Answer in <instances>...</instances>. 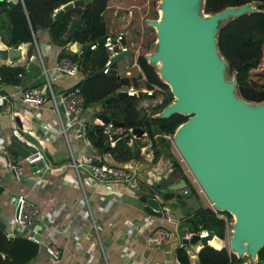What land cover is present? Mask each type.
Here are the masks:
<instances>
[{
    "label": "water",
    "instance_id": "1",
    "mask_svg": "<svg viewBox=\"0 0 264 264\" xmlns=\"http://www.w3.org/2000/svg\"><path fill=\"white\" fill-rule=\"evenodd\" d=\"M204 2L159 0L158 13L161 10L162 15L146 20L155 29L156 43L155 49L144 57L173 97L153 118L165 119L174 114L187 116L173 132L175 149L210 205L219 212L233 215L231 227H227L230 253L237 258L246 257L250 264H255L264 247V101L255 103L239 97L236 74H228L227 61L217 46V36L229 21L245 14L264 13V10L255 6L257 1H251L205 13ZM84 5L85 0L68 2L57 10L55 17L72 7ZM40 32L38 30L37 34ZM103 40L101 37L96 42L101 44ZM91 44L85 48V56L90 54ZM127 54H119L111 64ZM19 55V49L0 48V59ZM76 63L79 67L80 61ZM100 75H103L102 70L94 73V76ZM115 97L129 104L132 99L146 97V92L139 91L129 97L125 91H118ZM96 116L103 122L124 124L101 111ZM132 131L141 147L143 130L135 127ZM22 134L45 154L30 132ZM109 148L105 147L104 151ZM43 165L44 161L40 160L31 167L35 170ZM147 169L152 173L135 188L145 214L162 218L179 209L182 215H190L205 207L201 199L192 205L187 203V196L180 192L187 186V180L181 177L176 182L179 172L174 174L175 169L168 175L156 177L158 167L144 164L138 172ZM2 190L0 186V194ZM17 213L16 206L15 215ZM4 227L0 221V228ZM212 236V232L202 237L193 233L182 238V246L199 242L204 246ZM35 238L40 240L41 235L37 232Z\"/></svg>",
    "mask_w": 264,
    "mask_h": 264
},
{
    "label": "crops",
    "instance_id": "2",
    "mask_svg": "<svg viewBox=\"0 0 264 264\" xmlns=\"http://www.w3.org/2000/svg\"><path fill=\"white\" fill-rule=\"evenodd\" d=\"M147 4L148 0H117L110 4L108 2L103 12L108 33L125 35L131 51L129 53H134L133 66H135L136 73L139 68L135 59L140 54V46L128 38L125 27L131 21L132 24L138 23L141 26V20L143 21L144 17L149 18L146 16L147 11L145 13L143 11ZM144 24L148 25L146 22ZM37 36L45 67L50 73L54 63L58 60L60 49L51 43L46 31H41ZM68 45L78 55L83 51L78 44ZM5 47L7 46L0 42V48ZM28 50L29 44L21 45L20 55L15 58L14 64L22 66ZM141 51V53L144 52ZM3 63L6 64L5 59H0V64ZM112 70L122 76L116 63ZM81 74L80 72L77 76L54 77L52 79L54 92L58 95L72 88ZM130 74L131 71H125V75ZM19 78L21 81L18 84H7L3 81L0 86V94L7 96L4 101L5 109H0V138L2 144L4 143L11 155L15 157V161L20 164L22 171L21 177L16 178L0 159V186L3 188L0 194V221L4 223L5 227L1 229L4 230L7 238L24 237L25 231L20 232L13 220L17 206L16 199L24 196L28 202L38 207L39 215L35 221L36 227L39 226L38 233L41 235L38 242L40 250L28 264H180L177 250L182 248V238L187 237L190 232L186 227L181 226L180 219L184 215L179 212L176 218L169 215L168 218L166 216L159 218L145 214L138 203L139 193L135 189L140 181L148 179L147 174L152 173L149 169L142 173L138 172L141 165L150 164L152 167H158L156 177L161 174L165 176L175 169L171 159L162 153L153 162L150 141H142L140 138L141 147L138 159L118 162L112 158L108 150L100 153L91 146L88 151H83L80 137L76 130L71 129L70 148L76 161L82 164L80 168L81 186L75 170L67 165L70 161V152L64 139L56 136L50 141L46 140L50 133L48 127L54 125L56 121L52 101L46 97L37 109L29 107L22 101L21 92L24 88H43L44 86L45 78L38 62L32 61L25 69L24 75L22 73ZM40 82H43V85L37 86ZM85 110H87V116L83 115ZM140 110L147 114L150 111L149 108ZM13 112L22 116L28 132L40 144L42 143L45 158L49 161L46 162L51 165L50 169L34 172L33 168L23 161V158L34 152L36 148L31 143L18 141L11 136ZM89 112V108L83 106L78 113L79 119L90 124L96 115L92 117ZM171 150L173 156L180 162L184 174L189 175L179 154L173 151L172 147ZM109 160L115 162L111 165L119 167L137 164L136 172L128 181L109 182L98 181L87 169V164L90 162L110 164ZM180 178L179 174L176 182ZM83 190L88 198L91 215L83 198ZM188 196L191 195L188 194ZM95 227L98 230L97 233ZM158 230L168 232L170 235L163 238L160 243L152 242L150 238ZM51 241L59 254L57 260L53 259L46 250L47 244ZM214 241L218 243L217 240L214 239ZM187 247L190 256L195 250L198 251L201 245ZM219 248H221L220 245Z\"/></svg>",
    "mask_w": 264,
    "mask_h": 264
},
{
    "label": "trees",
    "instance_id": "3",
    "mask_svg": "<svg viewBox=\"0 0 264 264\" xmlns=\"http://www.w3.org/2000/svg\"><path fill=\"white\" fill-rule=\"evenodd\" d=\"M71 1L74 0H0V42L13 48L29 44V55L33 52L34 40L38 44V30L46 31L51 43L60 49L58 60L69 57L80 61L82 74L72 88L76 86L81 89L85 100L84 108L92 103H101V113L123 121L126 127L141 128L151 143L153 162L162 153L168 156L175 168L174 174L179 172L181 177L187 180V186L193 192L191 195H195L198 201L200 198L184 174L180 162L173 156L170 143L162 139L163 134L173 133L181 123L187 120V116L174 114L165 119L152 116L172 101L173 97L168 86L160 80L154 67L147 63L144 53L138 54L135 59L139 71L134 76L122 77L113 70L108 74L94 76V73L99 71L105 63L107 57L105 49L99 44L88 56L84 55V50L88 45L108 34L103 12L109 0H85L84 7H72L56 18L55 10ZM251 1H257V7L264 10V0H205L203 9L205 13H215L227 6H238ZM151 4L155 7V2ZM148 17L156 18L157 12L151 10ZM150 42H147V46ZM71 43L82 47V53L71 54L68 45ZM217 46L227 61L228 74L230 76L233 73L236 74V90L239 97L250 102H263L264 69L259 67L264 59V13L245 14L223 25L217 36ZM14 63L0 64V75L7 84L20 83L21 78L18 74L24 75L23 64L21 66ZM42 85L43 82H40L37 86ZM124 86H133L137 89L158 87L165 91V99L161 105L147 114L138 108V102L141 99H132L127 104L115 97ZM87 136L93 148L103 153L107 146H104L101 141V128L92 123L88 124ZM107 152L115 161L129 162L132 159H138L140 146L136 142L130 148L126 145L125 139H122ZM220 213L226 217V220L231 218L227 212ZM226 220L220 218L209 207L199 208L190 215H184L180 220L181 226L186 227L190 232L208 230L213 233L212 240L208 244L204 246L198 243L193 244L201 245L197 251L198 264H243L245 258H237L229 253L222 243L227 234ZM187 246L189 245L177 250V257L181 264L190 263ZM39 250V243L24 237L7 238L4 230L0 228V264H28L37 256ZM257 264H264V247L259 251Z\"/></svg>",
    "mask_w": 264,
    "mask_h": 264
},
{
    "label": "built area",
    "instance_id": "4",
    "mask_svg": "<svg viewBox=\"0 0 264 264\" xmlns=\"http://www.w3.org/2000/svg\"><path fill=\"white\" fill-rule=\"evenodd\" d=\"M22 1V0H20ZM58 9L55 10V13ZM76 18V17H75ZM99 43L94 42L90 46V50H94ZM104 47L106 52V60L103 67L100 69L102 70L103 74H108L112 69L113 65L111 61L113 58L118 56L121 53H125L130 51L129 45L126 42L125 35L123 33H116L104 36V40L100 44ZM9 48V47H6ZM21 46L16 47V49L20 50ZM50 48V46L48 47ZM82 52H80L81 54ZM32 61L38 62L44 78L45 83L43 88L37 87H27L24 88L21 92L22 101L26 103L29 107L33 109L39 108V106L44 102L46 97H48L53 103V111L56 118L54 125L48 127L50 129V133L46 140L50 141L56 136H61L70 152V161L67 164L69 167H72L75 170V174L77 180L82 186V179L80 176V168H82V164L76 161L74 153L71 151L70 148V134L71 129L76 130V133L80 137L82 141V149L83 151H88V148L91 147V143L87 136V126L88 123L79 119L78 113H80V109L84 105V96L81 92L79 87H73L60 94H56L54 92L52 86V79L54 77H60L62 75L66 76H77L80 73V66L78 67L75 60H72L69 57H64L62 59L57 60L50 73L45 67L44 59L42 55V51L38 46L37 42L34 40L33 52L26 56L23 67L25 69L28 68L29 64ZM15 62V58H6L5 63L7 65H12ZM51 74V75H50ZM22 73L18 74V77H21ZM3 82V78L0 75V86ZM119 91H125L129 97H133L139 91H145L146 97L139 98L141 99L138 103V108H149V113L152 112V109L161 105L165 99V91L161 90L158 87H154L153 89H137L133 86H124ZM157 91V93H156ZM7 96L4 94H0V109H5L4 101L6 100ZM93 125H96L101 128V141L104 146L113 147L118 141L125 139L126 145L132 148L138 138L134 135L131 127H126L124 125H116L109 122H103L100 118L94 117L91 121ZM27 131V126L24 125V120L22 116L18 115L17 112H13L12 115V128H11V136L16 138L18 141L24 142L29 144L30 142L27 141L22 132ZM145 133L141 137L142 141H148L145 137ZM156 137V136H155ZM162 139L164 142L170 143L172 147L175 148L173 142V133L163 134ZM42 145V143H41ZM0 159L4 166L8 167L14 174L16 178H20L22 175L21 166L20 164L15 161V157L11 155L8 149L2 144V140L0 138ZM43 160L44 165L41 168H36L34 172H39L42 169H50L51 165L46 162L45 154L40 152L38 149H35L34 152L28 154L23 158V161L27 163V165H32L37 161ZM137 164L129 165L127 167H117L111 165L106 162H90L87 164V169L89 170L90 174L97 179L98 181H109V182H125L131 179L132 175L136 172ZM193 182H196L194 178H192L191 184L193 185L194 189L196 190V194L201 199L200 194H204L199 185H194ZM190 189L188 186L183 187L180 189V192L187 196V203L192 205L197 201L195 195L188 196ZM84 192V190H83ZM84 201L87 207V210L90 213L89 202L88 198L84 192ZM16 205L18 207V213L14 216V223L17 228H19L20 232H24L23 236L34 241L39 242L35 238V234L38 232L36 229V218L39 215V209L36 205L28 202L24 196H19L16 199ZM205 207H209L205 205ZM220 218L226 220V217L221 214L219 211L214 209L211 205L210 207ZM92 217V216H91ZM227 221V220H226ZM96 228V227H95ZM96 228V233H97ZM196 233L198 235L207 236L209 234L208 230H202L200 232H189V235ZM168 232H164L162 230H158L150 240L155 243L162 242L163 238L169 237ZM189 235L187 237H189ZM209 242V241H208ZM182 246V244H181ZM183 247V246H182ZM229 251V248H227ZM47 252L52 256L53 259L57 260L59 254L55 249V245L51 241L46 246ZM230 253V251H229ZM190 263L189 264H198L197 262V250H195L194 254L190 255ZM181 264V263H180ZM243 264H248L247 261H243Z\"/></svg>",
    "mask_w": 264,
    "mask_h": 264
},
{
    "label": "rangeland",
    "instance_id": "5",
    "mask_svg": "<svg viewBox=\"0 0 264 264\" xmlns=\"http://www.w3.org/2000/svg\"><path fill=\"white\" fill-rule=\"evenodd\" d=\"M113 1H117V0H109L108 2L110 4V3H113ZM158 1L159 0H148V4L144 7V10H143L144 13L147 11V15L144 14V16L146 15L148 17V13L151 12V10H155L157 12L156 19L159 17L158 7H157ZM152 2H155V7L152 6V4H151ZM257 5L258 4L255 3V6H257ZM147 19H153V18H145L144 17L143 21L141 20V22H140L142 24L141 26H139L138 23L132 24V21H131V22L127 23V26L125 27V31H126V33L128 35V38L134 40L135 41V44L137 46L138 45L140 46L139 52L141 53L142 52L141 50H143L144 51L143 52L144 55H148L150 52H152L155 49V43H156L155 29L151 25H149V24L148 25H145L144 24ZM148 41H151V42H150V44L148 46H146ZM141 44L144 45V47H142ZM69 52L71 54L75 53L72 49H70ZM133 56H134V53L133 54L132 53H129L128 55L124 56L122 59H120V60H118L116 62V66H117V68H119V72L121 73L122 76L125 75V71L126 70L131 71V74L128 75V76H134V75H136V72L134 71L135 66H133V64H134ZM259 68L260 69H264V59H263L262 63L260 64V67ZM126 76L127 75H125V77ZM87 108H89V110H90L89 113H91L90 115L92 117H94L95 115H97L98 112H100L102 110L101 109V103H92ZM83 115L84 116H87V110H85V112H84ZM172 148H173V151H176L177 152V150H175L174 147H172ZM145 151L146 152H149V150H145ZM109 162H110V164L111 163H115V162H111V160H109ZM183 165H185L184 162H183ZM114 166L119 167L118 165H114ZM187 176H188L189 181L191 183L193 176L191 175V173L189 175H187ZM193 184L197 186L196 182H193ZM192 193L193 192L189 191L188 194L191 195ZM200 195H201V200L204 201L205 205H208L210 207V203L208 202L206 196L204 194H200ZM179 212H181V211L179 209H176V210L173 211V213H171V214L167 213L166 215L167 216L169 215L170 217L176 218L177 217L176 215L179 214ZM233 219H234L233 215H231V218L230 219H227V222H226L227 223V227L228 226L231 227V224L233 222ZM228 238H229V235H228V229H227V234H226V237H225V241L222 242V243H224V246L227 247V248H228ZM243 258H245L244 261H247L248 264L251 263V262H249V260L246 257H243ZM255 264H257V262Z\"/></svg>",
    "mask_w": 264,
    "mask_h": 264
},
{
    "label": "bare ground",
    "instance_id": "6",
    "mask_svg": "<svg viewBox=\"0 0 264 264\" xmlns=\"http://www.w3.org/2000/svg\"><path fill=\"white\" fill-rule=\"evenodd\" d=\"M159 15L161 16L162 15V11L161 10H159ZM158 63H159V65L161 66V62H160V60H158ZM212 240V239H211ZM211 240H209V241H211Z\"/></svg>",
    "mask_w": 264,
    "mask_h": 264
}]
</instances>
